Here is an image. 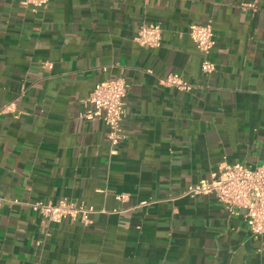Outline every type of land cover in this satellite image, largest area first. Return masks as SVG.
Listing matches in <instances>:
<instances>
[{
  "label": "crops",
  "instance_id": "crops-1",
  "mask_svg": "<svg viewBox=\"0 0 264 264\" xmlns=\"http://www.w3.org/2000/svg\"><path fill=\"white\" fill-rule=\"evenodd\" d=\"M251 1L0 0V264H264L242 213L182 196L225 163L263 160L264 0ZM207 21L204 75L188 26ZM142 23L161 25L160 47L133 40ZM171 72L190 89L162 84ZM116 77L128 88L110 155L107 127L80 113ZM63 198L91 222L46 223L23 203Z\"/></svg>",
  "mask_w": 264,
  "mask_h": 264
},
{
  "label": "built area",
  "instance_id": "built-area-1",
  "mask_svg": "<svg viewBox=\"0 0 264 264\" xmlns=\"http://www.w3.org/2000/svg\"><path fill=\"white\" fill-rule=\"evenodd\" d=\"M262 0H252L245 3L243 8L256 11ZM33 11L44 8L49 0H18ZM188 35L201 54L200 70L208 75L215 70L211 52L215 45L214 29L211 21L203 24H190ZM133 40L147 49H156L162 43V27L159 23H142L136 29ZM167 86L180 90H189L179 73L171 72L160 80ZM128 84L122 77L98 81L85 100L86 109L80 117L93 121L99 120L107 127V139L110 143V155L117 153V146L123 138L122 121L125 116V98ZM13 110V103L3 107L1 111ZM201 195H213L222 205L228 215L242 213L249 231L253 235H264V157L257 166L240 163H225L208 178L190 184L182 196L196 198ZM0 199V203H1ZM16 203L21 201L15 199ZM34 212L38 213L46 223H59L63 220L80 221L89 224L92 207L63 198L53 203L51 201L23 202Z\"/></svg>",
  "mask_w": 264,
  "mask_h": 264
}]
</instances>
